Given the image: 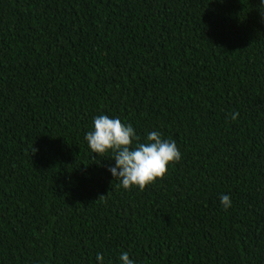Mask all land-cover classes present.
Here are the masks:
<instances>
[{
	"label": "trees",
	"instance_id": "1",
	"mask_svg": "<svg viewBox=\"0 0 264 264\" xmlns=\"http://www.w3.org/2000/svg\"><path fill=\"white\" fill-rule=\"evenodd\" d=\"M101 114L181 159L125 190L85 139ZM125 251L264 264L261 0H0V264Z\"/></svg>",
	"mask_w": 264,
	"mask_h": 264
},
{
	"label": "clouds",
	"instance_id": "2",
	"mask_svg": "<svg viewBox=\"0 0 264 264\" xmlns=\"http://www.w3.org/2000/svg\"><path fill=\"white\" fill-rule=\"evenodd\" d=\"M264 5V0H261ZM232 120H236L239 112L229 113ZM94 130L85 135L88 147L92 153L104 156L111 151L115 166L109 167V171L120 185L128 190L137 186L141 191L148 184L155 183L157 179H163L168 172V165L178 162L181 153L175 140L163 139L157 130L147 133L141 142L131 123H124L119 118H111L101 114L93 118ZM221 204L225 208L231 207V198L227 194L220 197ZM121 264H135L127 251L119 257ZM96 260L103 264L104 255L96 254Z\"/></svg>",
	"mask_w": 264,
	"mask_h": 264
}]
</instances>
